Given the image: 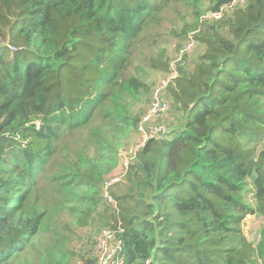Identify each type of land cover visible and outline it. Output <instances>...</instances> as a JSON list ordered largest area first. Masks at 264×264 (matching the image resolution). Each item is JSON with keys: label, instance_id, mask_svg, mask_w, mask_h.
Wrapping results in <instances>:
<instances>
[{"label": "trees", "instance_id": "obj_1", "mask_svg": "<svg viewBox=\"0 0 264 264\" xmlns=\"http://www.w3.org/2000/svg\"><path fill=\"white\" fill-rule=\"evenodd\" d=\"M170 1L0 0V264H94L93 234L118 227L124 264H264V225L255 244L241 229L264 221V0L200 25L231 0L194 9L182 33L198 25L200 48L165 88L169 133L136 151L116 208L103 197L153 87L128 72L132 52ZM146 61L170 72L166 48ZM72 133L87 144L64 157L56 194L70 227L91 230L78 250L11 196Z\"/></svg>", "mask_w": 264, "mask_h": 264}, {"label": "rangeland", "instance_id": "obj_2", "mask_svg": "<svg viewBox=\"0 0 264 264\" xmlns=\"http://www.w3.org/2000/svg\"><path fill=\"white\" fill-rule=\"evenodd\" d=\"M247 1L248 0H246V2ZM206 4L207 0H171L158 14L156 19L149 26L150 28L142 32L141 39L138 42V49L137 51L132 52L130 59L131 64L128 68V72L135 74L145 83L153 84V91L167 74H154L151 68L147 65L146 56L153 57L162 48H166L168 54L171 56V72H176L177 64L173 61L178 56L180 50L184 48L185 44L189 40H194L192 36L198 32V25L208 23L201 19V16L206 12L199 15L198 25L195 29L183 34L182 28L185 23H191L193 21L194 9L203 8ZM189 37H191V39H189ZM198 48H200V46L195 42L192 50L186 54L188 61L192 60L193 55L197 53ZM150 96L151 94L149 95V100ZM169 116L170 113L168 112L163 119V122L165 125L169 124L170 126L172 118L167 119ZM75 133L66 135L63 144L58 147L55 156L47 163L49 165L43 172L38 173L34 186L31 188L21 186V192L18 189L14 190L11 193V196H16L17 199H22L24 197L21 213H30L33 216H36L38 213L42 212L46 216L44 223L45 228H59L67 245L78 250L88 242L86 234L90 233L91 230L87 227H70L71 224L69 222V217L59 204L58 195L56 194L59 184L58 177L62 172L61 165L65 164L64 157L75 147H84L87 144L88 139L85 135L78 136L75 135ZM138 141L139 134L137 130H135L128 139V143L123 145L121 150L127 152L128 149L134 146ZM126 156H129L128 153ZM245 199L250 203H253L250 194L247 195ZM263 225L264 221L261 215H246L241 222V229L247 238L255 244ZM97 233L95 232L91 238L93 243Z\"/></svg>", "mask_w": 264, "mask_h": 264}, {"label": "built area", "instance_id": "obj_3", "mask_svg": "<svg viewBox=\"0 0 264 264\" xmlns=\"http://www.w3.org/2000/svg\"><path fill=\"white\" fill-rule=\"evenodd\" d=\"M245 4L246 0H231L229 3L220 6L217 10L207 11L201 16V19L205 22L218 20L230 14L233 9L244 7ZM189 39H191V37H189ZM195 42L194 40H189L184 48L180 50L178 56L173 62L178 65V63L182 61L183 56L192 50ZM176 74L177 71L171 72L170 62V72L167 73V76L161 80L157 87L152 91L146 112L137 124L136 130L139 134V141L129 148L127 152L121 150V148L118 150V159L120 162H118L117 167L109 176H107L102 184L103 197L106 202L114 208H116L117 204L109 193L110 189L113 185L121 181L127 166L134 158L136 151L141 148L148 139L165 138L169 133V125L166 124V126L163 122L169 108L168 100L165 97V88L169 82L174 79ZM127 153L129 156H126ZM121 231V227H118L117 229L102 228L98 231L93 244V253L95 257L94 264H124L122 254L123 242L117 236V233ZM76 264L85 263L83 261H78Z\"/></svg>", "mask_w": 264, "mask_h": 264}]
</instances>
